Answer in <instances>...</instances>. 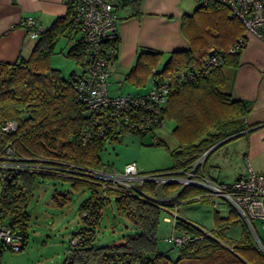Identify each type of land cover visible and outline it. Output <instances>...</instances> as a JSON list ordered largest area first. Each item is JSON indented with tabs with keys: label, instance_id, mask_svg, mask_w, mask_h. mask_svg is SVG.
Listing matches in <instances>:
<instances>
[{
	"label": "trees",
	"instance_id": "obj_1",
	"mask_svg": "<svg viewBox=\"0 0 264 264\" xmlns=\"http://www.w3.org/2000/svg\"><path fill=\"white\" fill-rule=\"evenodd\" d=\"M182 23L191 46L187 50L171 52L158 72H171L174 75L192 72L196 75L192 78L177 77L171 82L164 104L150 110L157 115V121L147 130L129 128L124 123L110 128L104 135L94 133L90 140L83 141L81 131L88 121L90 124V120L84 114V106L76 98L72 86V76L76 71L63 76L59 69L51 66L56 41L66 31H71L67 9L65 16L57 18L39 34L27 58L15 62L0 60V160L10 165L52 166L64 162L96 169L103 166L98 151L107 139L123 131L139 134L153 131L165 120H173L171 133L177 145L168 148L173 165L151 172L171 171L181 175L191 169L204 152L207 157L222 139L241 133L247 127L245 118L250 106L221 89L224 82L221 66L229 56L236 63L241 49L235 52H228V49L235 38L242 34L244 27L238 19L229 16L225 6L214 0H207L203 6L198 3L192 14L183 16ZM210 47L222 50L224 60L211 67L206 74L198 73ZM86 48V44L76 38L65 53L81 66L80 70L85 66ZM160 59V52L139 51L125 79L143 84L157 69ZM13 119L18 120L17 129L3 131L4 123ZM7 149L11 150V154L10 158L5 159ZM202 166L203 163H200L195 170L205 175ZM40 175L48 176L43 170L0 169V223L20 235L21 249L28 241L29 215L26 209ZM86 183L90 189L89 195L77 208L84 224L71 237L80 239L75 244L70 243L71 247L60 264H264V254L254 246L245 224L237 218L232 207L226 216L213 210V227L209 231L176 218L174 227L180 230L179 233L191 236L203 234L204 237L181 245L166 242L171 251H176L172 257L159 247L164 236H159L162 210L156 203L97 183ZM141 190L149 196L164 198L167 207L180 198L190 201L204 193L199 186L181 187L176 182L157 186L152 182H143ZM111 197L117 215L130 224L129 233L122 234L117 242L96 244L101 211ZM51 199L62 206L68 201V196L55 191ZM233 225L241 226L237 238L227 233ZM5 248L10 249L0 239V256Z\"/></svg>",
	"mask_w": 264,
	"mask_h": 264
},
{
	"label": "built area",
	"instance_id": "obj_2",
	"mask_svg": "<svg viewBox=\"0 0 264 264\" xmlns=\"http://www.w3.org/2000/svg\"><path fill=\"white\" fill-rule=\"evenodd\" d=\"M225 6L232 18L238 19L244 27L242 34L237 36L229 47L228 52H235L243 48L246 40L254 37L264 44V0H214ZM199 5H205L207 0H197ZM118 4L116 0H69L67 9L70 19V29L86 44L85 66L72 76V86L76 98L84 106V114L89 117L90 124H85L81 131L83 141H88L94 133L104 135L115 126L126 124L129 128L145 131L157 121V115L150 111L158 105L164 104L171 82L177 77L192 78L195 73L171 72L161 74L155 69L150 74L148 89L139 94L122 93L111 94L109 82L111 79L110 65L113 57L117 56V18L114 10ZM19 24L26 28L31 38H37L44 32L32 17H25ZM107 44V45H106ZM224 52L210 47L204 56L199 72L206 74L211 67L222 63ZM162 124V123H161ZM160 124V125H161ZM18 120L13 119L4 123L2 130L15 131ZM157 137H155L156 139ZM11 150L7 149L4 158H10ZM204 152L191 169L178 175L175 172H141L137 164L132 161L125 164L120 172L108 171L100 168H83L70 163L46 165V171L66 175L71 178H84L88 181L115 190L135 194L136 196L153 201L162 211H167L164 198L152 197L141 190L143 182L163 183L176 182L181 187L186 185L199 186L204 195L220 198L232 207L237 218L246 226L254 246L264 254V239L256 232L253 220H264V174L248 168L247 173L239 174L230 182H216L195 168L202 163ZM23 168L30 171H41L42 166L32 164L10 165L0 160V169ZM45 171V170H43ZM170 198V197H168ZM203 234L191 236L188 233L168 234L163 240L170 245H181L194 239H202ZM0 239L13 251H20L21 237L15 234L9 226L0 223ZM79 237L70 239L71 244L79 241Z\"/></svg>",
	"mask_w": 264,
	"mask_h": 264
},
{
	"label": "crops",
	"instance_id": "obj_3",
	"mask_svg": "<svg viewBox=\"0 0 264 264\" xmlns=\"http://www.w3.org/2000/svg\"><path fill=\"white\" fill-rule=\"evenodd\" d=\"M116 1L118 4L114 6V10L119 15L117 18L118 50L117 57L110 65L112 74L108 88L111 94L135 93L129 90L122 91V89L119 91V89L124 88L125 85L133 86L132 88L140 86L125 79V74L135 64L139 51L160 52L161 59L156 67L159 69L171 52L189 49L191 44L183 29V16L192 14L198 7V2L197 0ZM68 2L69 0H0V60L15 62L30 55L37 38H31L26 28L19 24L22 18L32 17L37 24L47 29L57 18L66 15ZM76 38L74 31H66L56 41L55 51L58 46L61 47L60 52L64 53L72 46ZM59 42L64 45L62 46ZM52 59L53 55L51 66L59 69L63 76H67L62 73L59 65L53 63ZM232 59L233 57L229 56L221 66L224 77L221 89L229 92L233 98L247 102L250 109L245 118L247 127L238 135L228 137L229 139L218 146L215 147V144V149L212 151H221L222 147L231 142L236 144L238 153L232 160L237 168L234 177L229 180L220 179V163H224L223 151L217 154L216 160L208 164L210 165L208 169L205 163L212 152L203 162L202 172L216 182H230L237 175L247 173L248 168L264 174V44L250 37L238 52L236 63ZM176 145L177 142L174 147ZM203 196L204 194L201 195ZM201 197L190 201L180 198L176 203H171L172 205L166 208L167 211H162L159 236L180 232L174 227L176 218H181L202 230H211L213 225L207 229L201 225L200 217L195 214V209H199V206L195 204L198 205L200 201L205 200ZM210 199L214 201L213 198ZM163 243L160 241L159 247L160 244L166 245L164 251L174 257L176 251H167L169 246ZM2 254L3 251L0 264H3ZM27 259L28 257L26 261ZM24 261L20 260V262ZM17 262L19 260L8 264H18Z\"/></svg>",
	"mask_w": 264,
	"mask_h": 264
},
{
	"label": "rangeland",
	"instance_id": "obj_4",
	"mask_svg": "<svg viewBox=\"0 0 264 264\" xmlns=\"http://www.w3.org/2000/svg\"><path fill=\"white\" fill-rule=\"evenodd\" d=\"M60 42L62 41L60 40ZM60 49L61 47L57 46L56 51L53 53L52 61L55 65L61 67L62 73L68 75L72 70L80 71L81 66L64 54L67 50L62 53ZM148 84L149 77L140 86L132 88L133 86L125 85L119 91L122 89V91L129 90L130 92L140 93L148 89ZM173 125V120H165L153 131H146L142 134L123 131L118 133L116 137L107 139L103 147L98 151L103 167L108 171L115 170L120 172L124 169L126 163L132 161L137 164L139 171L146 173L171 167L173 159L168 148L172 149L177 142L171 133ZM155 137H158V140H155ZM222 151L224 163H220V179L229 180L234 177L235 170H237L232 161L233 156L238 153L234 142L222 147L221 151L216 152L215 150L212 152L205 164L208 169L210 167L208 164L216 160L217 154H221ZM205 158L206 155L203 157L202 163ZM41 166L42 170H45L43 172L48 174V176H39L33 189L31 201L26 209L29 215L27 245L20 251L5 248L1 259L3 264L11 263L14 260H19L18 264H60L69 247H71L70 239L73 233L84 224L81 220L82 214L78 215L77 208L81 201L89 195L90 189L86 182H94L84 178H71L55 172H48L45 168L46 165L41 164ZM1 188L2 179L0 177V191ZM55 191L67 194L68 201L64 205L60 206L52 201L51 195ZM202 194L204 193L196 195L195 198L200 199ZM201 198H205V200L200 201L198 205L195 204V206H199V209H195V214L200 217L201 225L208 229L213 225V210L216 209L222 216H226L230 206L226 202H222L219 197L213 198L214 201L208 195H204ZM253 225L257 234L264 239V220H253ZM160 226H162L161 221ZM129 229L130 224L128 221L117 215L114 200L111 197L104 204L101 211V223L97 230L96 244L117 242L122 234L129 233ZM240 232V225H233L227 231L232 237H239ZM162 241L166 243L164 240ZM160 245L162 250H166V245ZM167 251L171 250L168 249ZM20 260L25 261L20 262Z\"/></svg>",
	"mask_w": 264,
	"mask_h": 264
},
{
	"label": "water",
	"instance_id": "obj_5",
	"mask_svg": "<svg viewBox=\"0 0 264 264\" xmlns=\"http://www.w3.org/2000/svg\"><path fill=\"white\" fill-rule=\"evenodd\" d=\"M227 139H229V138L226 137V138L222 139L220 142H218V143L215 145V147L218 146L219 144H221L222 142H224V141L227 140Z\"/></svg>",
	"mask_w": 264,
	"mask_h": 264
}]
</instances>
